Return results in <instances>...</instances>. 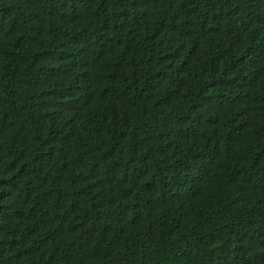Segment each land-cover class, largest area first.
I'll list each match as a JSON object with an SVG mask.
<instances>
[{
    "label": "trees",
    "instance_id": "trees-1",
    "mask_svg": "<svg viewBox=\"0 0 264 264\" xmlns=\"http://www.w3.org/2000/svg\"><path fill=\"white\" fill-rule=\"evenodd\" d=\"M0 264H264V0H0Z\"/></svg>",
    "mask_w": 264,
    "mask_h": 264
}]
</instances>
